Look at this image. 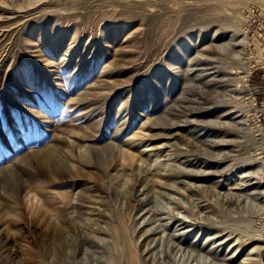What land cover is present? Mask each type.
Returning a JSON list of instances; mask_svg holds the SVG:
<instances>
[{"label": "rangeland", "instance_id": "obj_1", "mask_svg": "<svg viewBox=\"0 0 264 264\" xmlns=\"http://www.w3.org/2000/svg\"><path fill=\"white\" fill-rule=\"evenodd\" d=\"M258 6L0 0V264H128L131 247L141 264H184L173 242L188 252L209 233L241 236L228 257L204 246L243 264L263 245L264 175L240 179L264 160ZM179 200L205 230L174 233Z\"/></svg>", "mask_w": 264, "mask_h": 264}, {"label": "bare ground", "instance_id": "obj_2", "mask_svg": "<svg viewBox=\"0 0 264 264\" xmlns=\"http://www.w3.org/2000/svg\"><path fill=\"white\" fill-rule=\"evenodd\" d=\"M185 91H186V88H183V92H185ZM186 98L187 97L184 96L183 99H181V100H184ZM181 102L182 101H180V103ZM176 104L177 103H175V105ZM175 105H174V108H175ZM176 106L178 107V105H176ZM171 111L172 110H169L168 113H166L163 116H167L168 114L170 115ZM91 125L95 126L96 124H95V122H93ZM112 147H113L112 145L105 146V148L109 149V150H111ZM50 153L52 154V151ZM55 153H57V152L54 151L53 154H55ZM53 156H51V160H52V158H54ZM55 156H56V154H55ZM259 163L260 164L258 165L257 169H255V171H245V170L243 171L244 172L243 177L240 178L241 179V185L246 184L247 187H249V185L251 187V185L253 186V185H256L258 183V182H253L252 180L257 181L258 178H261L262 175H264V160H260ZM46 172L48 174L53 173V171H51L49 169V167H47ZM175 175L178 176L179 174L176 173ZM247 182L249 184H247ZM253 194L254 193H252V194L249 193L248 200L252 199L253 202H256L259 199V196L253 195ZM174 211L175 212L173 214H170L168 216V218L170 219L169 220L170 223L171 222L177 223L176 228L174 229L175 234L177 232H179L181 229L178 227H180L181 225H184V224L185 225L182 228H187L186 231L183 232L185 238L188 235H191L192 232H194V231H196V232L199 231V233H200V231L205 230L204 228H206V227H202L203 226L202 222L205 221L207 217L206 216H197V215L201 214V212H199L197 210L194 212H191V209H188L187 206L183 205L180 200L178 201V204H177L176 209ZM207 229L211 230L210 228H207ZM261 235L262 234H260L259 236H261ZM240 238H241V236L238 239H236V241H239L238 243H236L234 241L233 243L229 244V241L232 239V236L229 235V236L223 237V235L221 233H216L215 235H212L211 233H209V234H207V240L204 242V245H205V243L210 242V241L212 244L217 243V247H222V246L228 245L229 246L228 249L223 254L224 257H228L231 253L235 254L236 252H238L239 249L242 248V244L240 243ZM176 241H178V240H176ZM181 243L173 242L174 246L171 247V251L175 250L174 257L176 256L175 258L177 261H179V259H180L181 260L180 262H182L184 264H187V263L192 264L193 259L197 257L196 259L198 261H201L202 262L201 264H206L207 261L210 262L209 264H227V262L225 261L226 259H223V258L221 259L218 257L221 254L215 255V256L212 255V253L215 249V248H213L214 246L211 247L213 250H207V248H206L207 246L205 247L203 245L200 247L198 244H194L193 246H191V248H193L192 251L189 250L188 252H184V247ZM167 244H168V242H167ZM262 248H264V244L249 248V250L244 254L243 264H262L261 255H260V251ZM127 252H128V258H127L128 264H141V261H140V263L138 261L137 252L134 251V249L132 247L128 248ZM195 252H197V255ZM122 254H125V252H122ZM196 264H198V263H196Z\"/></svg>", "mask_w": 264, "mask_h": 264}, {"label": "built area", "instance_id": "obj_3", "mask_svg": "<svg viewBox=\"0 0 264 264\" xmlns=\"http://www.w3.org/2000/svg\"><path fill=\"white\" fill-rule=\"evenodd\" d=\"M249 17L252 19L249 26L248 31H253L254 36H252V40L254 41V45L252 44L254 49V58H251L250 66L253 69L251 75L254 71L259 69H264V38L261 36V29L264 27V7H253L251 11H249ZM252 63V64H251ZM264 77V75H263Z\"/></svg>", "mask_w": 264, "mask_h": 264}]
</instances>
